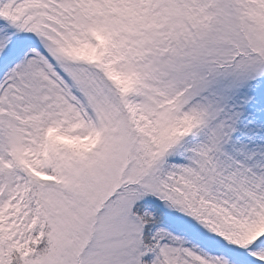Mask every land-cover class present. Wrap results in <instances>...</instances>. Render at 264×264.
<instances>
[{
	"label": "snow or ice",
	"instance_id": "6c2138e0",
	"mask_svg": "<svg viewBox=\"0 0 264 264\" xmlns=\"http://www.w3.org/2000/svg\"><path fill=\"white\" fill-rule=\"evenodd\" d=\"M0 264H264V0H0Z\"/></svg>",
	"mask_w": 264,
	"mask_h": 264
}]
</instances>
